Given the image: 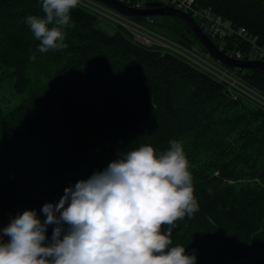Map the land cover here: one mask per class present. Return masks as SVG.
Wrapping results in <instances>:
<instances>
[{"label": "trees", "instance_id": "trees-1", "mask_svg": "<svg viewBox=\"0 0 264 264\" xmlns=\"http://www.w3.org/2000/svg\"><path fill=\"white\" fill-rule=\"evenodd\" d=\"M196 4L264 44V0ZM29 16L45 17L41 0H0V82L13 78L17 93L28 92L0 117V230L26 210L43 222L45 204H58L66 188L127 151L151 145L160 153L176 140L198 211L175 222L170 247H185L196 264L251 255L262 258L249 264H264V109L234 100L222 83L175 55L138 44L119 27L106 32L80 6L64 28L67 47L40 53ZM185 28H171L172 38L204 50ZM222 43L248 58L249 47L235 35ZM42 56L48 79L32 84L28 67ZM241 72L264 93L263 70ZM54 227L47 228L46 243Z\"/></svg>", "mask_w": 264, "mask_h": 264}, {"label": "clouds", "instance_id": "clouds-1", "mask_svg": "<svg viewBox=\"0 0 264 264\" xmlns=\"http://www.w3.org/2000/svg\"><path fill=\"white\" fill-rule=\"evenodd\" d=\"M79 3L41 0L45 17L26 18L40 53L67 47L64 28ZM169 145L160 153L141 145L66 188L58 204L43 206V222L33 210L18 215L0 230V264H196L185 247H170L175 222L198 205L184 149Z\"/></svg>", "mask_w": 264, "mask_h": 264}, {"label": "built area", "instance_id": "built-area-1", "mask_svg": "<svg viewBox=\"0 0 264 264\" xmlns=\"http://www.w3.org/2000/svg\"><path fill=\"white\" fill-rule=\"evenodd\" d=\"M133 9H145L148 3L161 0H116ZM197 0H164L165 5L182 11L193 18L201 27L203 33L210 39L217 49L229 58L243 60L239 50L225 49L223 38L226 35H235L249 47V55L244 60H257L264 62V44H259L256 38L249 35L243 27L235 28L228 20L214 14L210 8H201ZM78 6L93 13L99 19L127 31L138 44L158 48L161 52L172 53L184 60L193 68L207 74L222 83L234 100L242 97L258 107L264 109V93L249 84L243 78V69L227 66L213 58L205 49L196 44H183L163 34H157L151 26L155 23L152 17H140L143 20L124 15L97 0H80Z\"/></svg>", "mask_w": 264, "mask_h": 264}, {"label": "rangeland", "instance_id": "rangeland-1", "mask_svg": "<svg viewBox=\"0 0 264 264\" xmlns=\"http://www.w3.org/2000/svg\"><path fill=\"white\" fill-rule=\"evenodd\" d=\"M163 1L164 0H161V2ZM153 18L158 23V25H155L153 28L171 39H173L170 32L171 28L177 27L183 31L186 30L185 28L186 25L179 19L173 17H167V16H153ZM99 26L108 33H112L113 29L117 28L116 26L111 25L102 19H99ZM249 57L253 58L251 54L249 55ZM45 60H46L45 56H42L38 60H34L30 63L28 67V74L32 84H35L37 81L42 83L48 79L49 75L46 74L47 71L46 66H44L42 62ZM188 65L193 67L190 64ZM14 84L15 81L13 78H5L0 82V117L3 116L12 106L18 104L28 94V92H25L23 94L17 93ZM261 258H262L261 255H251L226 264H249L258 261Z\"/></svg>", "mask_w": 264, "mask_h": 264}, {"label": "water", "instance_id": "water-1", "mask_svg": "<svg viewBox=\"0 0 264 264\" xmlns=\"http://www.w3.org/2000/svg\"><path fill=\"white\" fill-rule=\"evenodd\" d=\"M116 11L131 17H144V16H167L179 19L182 21L195 35L198 43L216 60L230 66L240 69L252 70L255 68L264 71V62L257 60H236L229 58L220 52L213 42L203 33L200 25L189 15L177 9L160 6L158 3H148L145 9H133L121 4L116 0H99Z\"/></svg>", "mask_w": 264, "mask_h": 264}, {"label": "bare ground", "instance_id": "bare-ground-1", "mask_svg": "<svg viewBox=\"0 0 264 264\" xmlns=\"http://www.w3.org/2000/svg\"><path fill=\"white\" fill-rule=\"evenodd\" d=\"M155 3H158L160 6H168V5H165V3H163V2H155ZM168 7H170V6H168ZM172 8V7H171ZM145 17H152L153 18V16H144V18ZM154 19V18H153ZM154 21H155V23L151 26V28H153L155 25H158V23L156 22V20L154 19ZM153 31L155 32V33H157V34H161L160 32H158L157 30H155L154 28H153ZM151 47H153L154 48V46H151ZM151 47H148V48H151ZM170 54H172V53H170ZM172 55H174V54H172ZM176 56V55H175Z\"/></svg>", "mask_w": 264, "mask_h": 264}]
</instances>
